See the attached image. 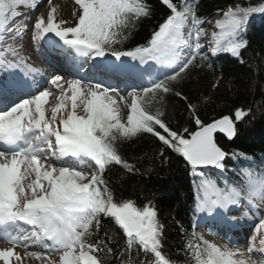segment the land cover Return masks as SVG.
Wrapping results in <instances>:
<instances>
[{
	"label": "snow or ice",
	"instance_id": "snow-or-ice-1",
	"mask_svg": "<svg viewBox=\"0 0 264 264\" xmlns=\"http://www.w3.org/2000/svg\"><path fill=\"white\" fill-rule=\"evenodd\" d=\"M74 2L78 7L73 26L62 27L66 21H57V10L51 7L32 22V39L59 49L77 72L93 61L95 71L146 74L149 79L125 95L102 81L60 74L48 78L52 88L40 89L35 79L40 70L21 54L22 45L14 46L29 31L28 13L20 9L36 10L38 0H0V228L9 244L0 248V262L20 264L17 247L38 244L58 253V259L40 251L25 255L46 264H176L164 251L165 225L153 201L138 204L117 197L104 175L114 165L126 173L140 171L122 155L120 144L141 134H151L183 158L194 177L195 214L215 213L221 225L234 227L237 217L228 216L229 209L246 206L243 216L249 219L264 213V171L241 166L237 180L224 181L223 186L208 174L211 169L226 171L231 158L251 159L243 152L226 151L217 133L233 140L237 124L252 110L237 108L231 116L208 122L198 114V105L187 103L193 127L179 130L165 119L163 109L173 82L179 83L194 68L211 69L212 64L205 63L209 56L228 54L244 62L247 26L255 14H264V0L218 8L214 23L198 15L196 4L160 0L168 14L146 44L128 50L116 45L129 38L137 22L152 15L147 0ZM205 23L213 30L203 27ZM217 79H223L222 71ZM174 94L188 100L180 91ZM117 96L125 102L123 116ZM50 97L52 106L46 107ZM153 101L161 107L154 109ZM159 155L163 158L165 152ZM105 220L119 230L122 245L110 236ZM19 222L32 230L20 228L11 235L9 229ZM197 239L202 245L186 244L191 259L185 264H264V215L254 225L246 252Z\"/></svg>",
	"mask_w": 264,
	"mask_h": 264
},
{
	"label": "trees",
	"instance_id": "trees-1",
	"mask_svg": "<svg viewBox=\"0 0 264 264\" xmlns=\"http://www.w3.org/2000/svg\"><path fill=\"white\" fill-rule=\"evenodd\" d=\"M174 0L176 3L196 4L198 15L213 18L218 8H226L240 3L242 5H258L262 0ZM152 9L149 18H142L136 23L131 35L122 44L116 45L124 50L146 44L152 31L163 21L168 9L160 0H147ZM206 23L203 25L205 27ZM246 39L248 46L242 51L243 63L228 54H222L216 60L209 59L205 63L212 68H194L179 83L173 82L174 91L165 96L163 109L165 119L174 129H190L193 123L189 118L187 103L198 105L200 117L210 122L222 115H233L237 108L251 109L249 117L237 124L238 135L233 141L223 136L218 140L229 153L243 152L250 160L241 157L227 161V170H209V175L217 178L223 186L224 181L237 180L241 166L253 167L264 171V14H255L250 18ZM223 79L217 78L221 75ZM215 85V86H214ZM180 91L188 97L187 101L175 96ZM210 98L207 103L204 98ZM161 107L153 101V108ZM122 155L134 163L140 170L138 173H126L118 166H110L105 178L112 186L115 195L120 198H132L138 204L152 200L159 218L165 225L164 251L176 264H185L191 259L186 244H201L203 237L195 232L192 225L194 213L193 179L190 169L182 157L164 148L151 134H141L131 141L120 144ZM163 150L165 157L159 152ZM95 170V168H94ZM105 228L110 236L123 243L116 229L105 220ZM195 233V234H194ZM103 235V230L101 232ZM203 240H206L203 238ZM115 247V246H114ZM187 252V254H186ZM142 258V257H141ZM135 259V257H133Z\"/></svg>",
	"mask_w": 264,
	"mask_h": 264
},
{
	"label": "rangeland",
	"instance_id": "rangeland-1",
	"mask_svg": "<svg viewBox=\"0 0 264 264\" xmlns=\"http://www.w3.org/2000/svg\"><path fill=\"white\" fill-rule=\"evenodd\" d=\"M51 7H55L57 10L56 11L57 21H59V20H65L66 21V23L64 25H62V27L74 25L75 21H74L73 13L76 11V9L78 7L77 5H75L74 0H51L50 5H49L48 0H38V6H37L36 10L30 11L28 9L22 8L20 11L28 13V16L25 20V23H27L29 31L24 33L23 39L17 38L14 46L22 45V48L20 49V51H21V54L23 56H25L26 59H28V57H34V58H37L38 60L39 59L42 60L45 56V53L42 52V50L40 49L41 48V42L39 44H37V42L34 39H32L33 33L31 31V29H32V22L36 19L37 15L39 14V15H45L46 16L47 13L51 10ZM214 19L212 20L213 23H214ZM207 30L209 32L211 30H213V25L208 23ZM10 43H12V41H10ZM73 68H75V66ZM66 70L67 71L65 72V74H63V76L65 75L64 76L65 79H72V78L79 77V76H76V70L75 69L70 68V69H66ZM97 79H98V77L92 79V81L96 82ZM100 79L103 80L104 77L103 78L100 77ZM52 90L55 91L54 88ZM117 90L120 92L121 95H125V93L122 92L123 90L121 88L117 87ZM129 91H131V90H129ZM112 95L115 96L116 94L112 93ZM116 99H117V104L121 110V115L123 116L127 112V109L125 107V102L123 100H120V98L118 96L116 97ZM128 99L130 102V97ZM52 100H53V98L50 97L49 98V105H47L46 107L52 106ZM83 167L85 169L89 168V166L87 167L86 165H84ZM91 171H93V170L91 169ZM33 178H34L33 176H30L29 180H31ZM259 215H264V213H260L256 217H253L252 219H250L248 221V225H255V223L257 222V220L259 218ZM240 216H243V215H240ZM204 230H206V229H204ZM204 230L202 232L206 234V236L210 240V242L215 243L218 247H223L224 245H227L230 249L239 248L241 251L246 252V249L249 246L250 237L254 232V226H253V228L248 230L245 234H238V236L241 238L239 240V242H230L221 236H215V235H212L211 233L210 234L206 233ZM19 248L21 250V256H22V261L20 262V264H46V261H41V260L35 259L34 257L26 256L25 255L26 251L44 252L45 254L50 255L52 260H57L58 255H59L58 253H48L47 250H44L38 244H29L27 248H25L24 246L21 245V246H19ZM0 264H2V262ZM14 264H16L15 261H14Z\"/></svg>",
	"mask_w": 264,
	"mask_h": 264
},
{
	"label": "bare ground",
	"instance_id": "bare-ground-1",
	"mask_svg": "<svg viewBox=\"0 0 264 264\" xmlns=\"http://www.w3.org/2000/svg\"><path fill=\"white\" fill-rule=\"evenodd\" d=\"M27 61L29 64L32 65V67L40 70V74L35 75V79L38 82V84L41 85V89H43L44 87L52 88L51 85L48 84V78L54 74L52 71H49V69L45 66L46 60L43 61V60H38L37 58L34 57H28ZM66 71L67 70L63 68L61 69V71H58L56 74L63 75V73ZM8 246H9L8 243L0 241V248H6ZM16 250L21 254V250L19 246L17 247Z\"/></svg>",
	"mask_w": 264,
	"mask_h": 264
},
{
	"label": "water",
	"instance_id": "water-1",
	"mask_svg": "<svg viewBox=\"0 0 264 264\" xmlns=\"http://www.w3.org/2000/svg\"><path fill=\"white\" fill-rule=\"evenodd\" d=\"M218 135H221V136H223V135H222V134H220V133H217V136H218ZM223 137H224V136H223ZM225 138H226V137H225ZM226 139H227V138H226ZM234 139H235V138H234ZM234 139H233V140H234ZM227 140H228V139H227ZM230 141H232V140H230Z\"/></svg>",
	"mask_w": 264,
	"mask_h": 264
}]
</instances>
